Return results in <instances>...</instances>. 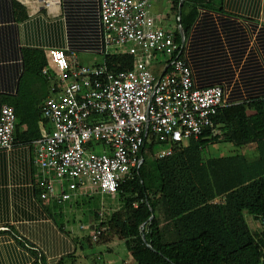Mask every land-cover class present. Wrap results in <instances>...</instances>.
Wrapping results in <instances>:
<instances>
[{"label": "crops", "instance_id": "1", "mask_svg": "<svg viewBox=\"0 0 264 264\" xmlns=\"http://www.w3.org/2000/svg\"><path fill=\"white\" fill-rule=\"evenodd\" d=\"M205 6L197 7L186 40L180 12L170 28L159 0L150 1L149 11L158 27L172 34L178 30L195 87H221L227 105L264 97V0ZM103 46L99 0H0V108L15 110L18 127L14 147L0 151V264H36V256L43 264L67 263L69 257L84 264L88 259L83 224L57 222L64 216L70 221L72 208L83 201L81 192L61 209L54 200L40 199L37 183L43 174L33 163L32 135L40 137L50 127L41 113L57 86L52 73L43 74L48 50L61 49L70 63L97 67L111 55ZM42 58L45 66L39 70Z\"/></svg>", "mask_w": 264, "mask_h": 264}, {"label": "built area", "instance_id": "2", "mask_svg": "<svg viewBox=\"0 0 264 264\" xmlns=\"http://www.w3.org/2000/svg\"><path fill=\"white\" fill-rule=\"evenodd\" d=\"M150 1L99 0L104 52L133 57L129 71L110 73L103 63L80 66L63 50H48L43 74L52 73L57 86L41 109L49 130L33 142L42 201L70 202L87 186L114 197L142 165L141 150L151 138L170 145L156 153L164 158L174 144L185 145L205 130L221 136L213 118L227 105L223 89L194 86L180 58L184 42L177 46L173 34L157 26ZM15 125L14 109L2 106L0 151L14 147ZM80 229L92 243L101 234L98 227Z\"/></svg>", "mask_w": 264, "mask_h": 264}, {"label": "trees", "instance_id": "3", "mask_svg": "<svg viewBox=\"0 0 264 264\" xmlns=\"http://www.w3.org/2000/svg\"><path fill=\"white\" fill-rule=\"evenodd\" d=\"M214 1L222 0H184L180 8L178 0L171 1V14L176 18L180 12L185 40L197 7ZM173 37L181 46L178 30ZM184 55L185 44L180 54L185 60ZM102 63L116 74L131 70L134 59L113 54L103 56ZM44 66L42 58L39 70ZM213 124L221 136L205 130L185 145L174 144L173 154L164 158L156 153L170 145L153 138L146 142L142 165L117 189L119 209L106 216L101 206L89 212L90 226L101 230L96 243L121 240L127 264H264V97L226 105ZM32 138L39 139L38 133ZM222 143L251 148L255 156H205L209 147ZM35 261L43 264L39 256Z\"/></svg>", "mask_w": 264, "mask_h": 264}, {"label": "rangeland", "instance_id": "4", "mask_svg": "<svg viewBox=\"0 0 264 264\" xmlns=\"http://www.w3.org/2000/svg\"><path fill=\"white\" fill-rule=\"evenodd\" d=\"M157 1V0H153ZM170 2L169 0H159V5L161 10V14L164 17V24H166L168 27L172 28V21L175 22V15H171L170 12ZM164 26V25H163ZM174 29V28H173ZM244 149H236L233 148L231 145L227 143H222L218 145H213L209 147L205 153L206 157H219V156H225L229 154H245L246 156H255V153H253V149L249 148L246 150ZM89 151H91L89 149ZM100 148L98 147L95 149V152H99ZM243 151V152H242ZM82 193H85L87 195H83L82 198L85 200L84 202H80L77 207H73V216L68 215L70 218V221L66 219V217H62L61 219H57V222L59 225L64 223L65 225L73 226V227H78L81 224L88 225L90 223V217H89V212L96 210L101 206L100 213L103 214V216H106L105 214H108L110 211L115 212L117 209H119L120 204L117 201V197H102L99 193H95V189L92 187H85L82 190ZM89 197H94L92 199V202L90 204H87L88 198ZM74 201V200H73ZM68 206H70L69 202ZM248 220L250 221L251 218L248 217ZM251 225H253V228H255L254 223L251 222ZM252 227V226H251ZM69 231H67L68 233ZM102 242V241H100ZM84 250L85 254L87 255L88 259L84 264H107V262L111 264H127V251L125 249V246L121 240L118 238H113L112 240H107L104 243H92L91 241L84 242ZM111 249L110 251L108 250ZM97 258L101 260H97ZM71 260H68L67 264H70ZM76 264H83L82 262H78Z\"/></svg>", "mask_w": 264, "mask_h": 264}, {"label": "clouds", "instance_id": "5", "mask_svg": "<svg viewBox=\"0 0 264 264\" xmlns=\"http://www.w3.org/2000/svg\"><path fill=\"white\" fill-rule=\"evenodd\" d=\"M96 193V192H95ZM83 195H87V194H85V193H82V196ZM102 197H105V196H102ZM108 197V196H107ZM61 205V204H60ZM81 226H84V225H81ZM85 226H90V225H85ZM91 227V226H90ZM93 227H91V229H92ZM87 233V235H88V232H86ZM89 237V236H88Z\"/></svg>", "mask_w": 264, "mask_h": 264}, {"label": "water", "instance_id": "6", "mask_svg": "<svg viewBox=\"0 0 264 264\" xmlns=\"http://www.w3.org/2000/svg\"><path fill=\"white\" fill-rule=\"evenodd\" d=\"M183 1H184V0H180V1H179V8L182 6Z\"/></svg>", "mask_w": 264, "mask_h": 264}]
</instances>
